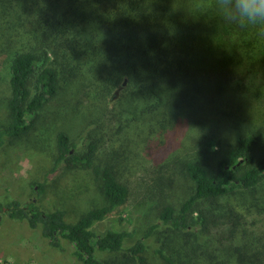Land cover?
Returning a JSON list of instances; mask_svg holds the SVG:
<instances>
[{
  "label": "trees",
  "instance_id": "trees-1",
  "mask_svg": "<svg viewBox=\"0 0 264 264\" xmlns=\"http://www.w3.org/2000/svg\"><path fill=\"white\" fill-rule=\"evenodd\" d=\"M61 84L79 86L96 113L83 131H113V147L98 164V141H74L61 131L46 177L64 166L89 169L101 180L103 202L67 222L63 208L4 199L0 183V227L36 230L44 249L68 241L82 264H151L146 240L154 237L162 264H264V155L256 158L264 138L250 128L255 121L233 117L244 112L230 106L251 104L256 121H264V26L224 19L215 0H0L7 115L0 149L33 129ZM203 112L232 119L235 128L236 141L215 170L173 157L189 116ZM164 153L158 168L143 170L144 159ZM46 177L35 191L43 192ZM180 177L183 195L175 192ZM156 178V193L144 197L154 221L141 236L136 229H96Z\"/></svg>",
  "mask_w": 264,
  "mask_h": 264
},
{
  "label": "rangeland",
  "instance_id": "rangeland-1",
  "mask_svg": "<svg viewBox=\"0 0 264 264\" xmlns=\"http://www.w3.org/2000/svg\"><path fill=\"white\" fill-rule=\"evenodd\" d=\"M87 103L79 86L61 84L59 93L42 107L33 129L23 137L7 140V144L0 149V183L4 187V195L1 197L17 198L21 202L33 200L36 205L46 211L63 208L66 210L67 222L76 221L88 209L103 202L101 180L96 178L89 169L64 166L46 177L57 155L56 141L61 131L68 133L74 141L81 140V135L89 140L98 141L99 148L102 150L98 153V164H104L110 156L113 147V131H89L91 127L94 128V125L83 131L90 125V121L96 118V113ZM259 103L263 104L264 99ZM5 106L0 92V124L7 121ZM200 106L204 107V105ZM230 106L234 108L233 110L241 109L244 112L233 114V117L255 121L253 125L250 121L248 122L250 128L253 126L258 128L262 134L261 138H264V121L261 120L262 118L256 121L253 112L249 111L251 104L231 102ZM216 112L222 113L223 107L218 106ZM254 112L259 116L258 111L254 110ZM232 124V119L222 120V117L218 118L215 113L203 112L200 119L189 116L187 126L177 138L178 141L175 144L173 142V157L180 160H197L207 165L210 170H215L217 158L236 141L235 128ZM104 132L106 136L101 138ZM123 137L124 135H119L120 142ZM166 154H152L146 157L147 159H144L142 163L143 166L145 165L143 170L148 166L158 168L162 157ZM263 155L264 146L261 144L258 145L256 158L260 159ZM145 175L147 172L143 176ZM45 177L43 192L35 191L34 184L43 181ZM157 182V178L149 179L146 187L138 193L139 195L137 190H134L127 204L111 211L102 222L96 225V229L98 231H104L106 228L136 229V236H141L147 226L154 221L152 211L148 207L150 202L145 204L144 197L150 199L149 195L156 193ZM182 182L180 177L177 186L175 185L176 194L181 195L184 192L185 186ZM0 236H2L0 264H82L73 255L74 246L70 242H63V249H44L38 232L29 230L25 226L12 225L9 228H6V225L2 226ZM133 239L127 240L125 244L132 243ZM146 241L149 245L151 244V249L149 248L145 253L149 263L162 264L153 253V247L159 245L157 238ZM97 256L104 258L112 255L97 251Z\"/></svg>",
  "mask_w": 264,
  "mask_h": 264
},
{
  "label": "clouds",
  "instance_id": "clouds-1",
  "mask_svg": "<svg viewBox=\"0 0 264 264\" xmlns=\"http://www.w3.org/2000/svg\"><path fill=\"white\" fill-rule=\"evenodd\" d=\"M224 19L241 26H264V0H215Z\"/></svg>",
  "mask_w": 264,
  "mask_h": 264
}]
</instances>
